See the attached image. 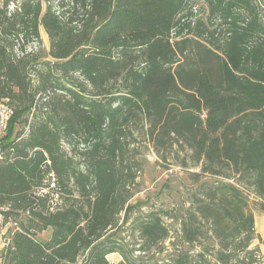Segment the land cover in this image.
Returning a JSON list of instances; mask_svg holds the SVG:
<instances>
[{"label":"trees","instance_id":"16d2710c","mask_svg":"<svg viewBox=\"0 0 264 264\" xmlns=\"http://www.w3.org/2000/svg\"><path fill=\"white\" fill-rule=\"evenodd\" d=\"M41 28L52 61L28 50L40 48ZM42 96L49 111L34 112L26 137L14 134ZM3 100L14 112L2 138L0 208L16 227L3 237L0 264L80 256L81 264H264L249 250L264 239L246 193L264 214V0H0ZM136 121L157 153L189 150L195 178L217 181L178 229L152 212L132 220L138 247L128 249L109 232L129 208L135 177L124 141ZM49 173L62 201L54 211L35 195ZM112 254L121 259L110 263Z\"/></svg>","mask_w":264,"mask_h":264},{"label":"rangeland","instance_id":"374dc122","mask_svg":"<svg viewBox=\"0 0 264 264\" xmlns=\"http://www.w3.org/2000/svg\"><path fill=\"white\" fill-rule=\"evenodd\" d=\"M196 18H201L206 15L205 7L201 1L197 2V12ZM40 36L42 39V44L40 48L37 44L32 45L28 50L34 53H40L43 55L42 61L49 60L46 53L49 49L48 38L43 31L40 29ZM47 57V58H44ZM78 77V76H75ZM32 86L35 87L37 84L36 78L31 76ZM43 97V96H42ZM36 97L35 106L30 115H28L26 124L19 123L15 126V133H22L23 137H26L29 132V126L32 123V115L35 113H46L49 111L47 105H42L48 100L47 97ZM50 97H54L50 94ZM49 101V100H48ZM13 106L15 104L13 103ZM36 110V111H35ZM127 138L124 141L126 150V162L128 167L131 169V173L134 174V180L127 184V192L131 195L128 201L127 214H120V220L117 228L110 231V235H114L115 239L121 241L122 244L126 245L128 249H136V238H134V233L132 232L131 222L137 217L150 212L157 213L162 217L164 223L170 228H179V218L183 212L192 206V202L195 197H200L199 191L205 187L214 184L217 179L211 176H198L195 178L194 174H199L200 167H195L189 160L190 151L182 150L174 144L171 149L165 153H157L153 147L152 143L147 139L146 135V124L144 122H130L126 128ZM73 148L72 145H67L62 143V149L69 153ZM75 150L78 151L79 148L75 146ZM77 163L80 160L76 157ZM82 167L80 166V169ZM249 200V209L253 215L254 219V229L260 238L264 239V214L260 210V200L250 192L246 191ZM172 210V211H170ZM165 211H170L169 219L165 217ZM128 215V220L125 217ZM8 230V229H7ZM2 233V244L5 245L3 237L7 236L5 230L0 231ZM262 232V234H260ZM51 231H47L39 234L37 239L39 241H46L50 238ZM136 237V236H135ZM203 244H209L208 242H203ZM210 245V244H209ZM4 247V246H3ZM2 247V248H3ZM165 249L168 248V242L162 244ZM172 248V247H170ZM169 248V249H170ZM197 251L199 248H196ZM249 250H253L257 255L256 259L264 256V246L260 244L258 240H254L249 247ZM1 253V250H0ZM138 253H133L137 255ZM154 258L157 260L162 259L166 252L163 254H156ZM110 263H116L121 258L118 254H112L107 257ZM83 256H80L77 260V264H81Z\"/></svg>","mask_w":264,"mask_h":264},{"label":"built area","instance_id":"2783aa9c","mask_svg":"<svg viewBox=\"0 0 264 264\" xmlns=\"http://www.w3.org/2000/svg\"><path fill=\"white\" fill-rule=\"evenodd\" d=\"M13 108L9 105L7 100L0 101V161L4 158V150L2 147V138L7 132L9 122L13 117ZM49 163V162H47ZM45 187H41L36 190L35 195L37 197H49L48 205L49 210L54 211L56 208L60 207L62 201L59 194L55 191V177L53 173H49L44 181ZM8 209L0 208V231L16 227V224L12 221L4 223L2 213Z\"/></svg>","mask_w":264,"mask_h":264},{"label":"crops","instance_id":"0c3cea01","mask_svg":"<svg viewBox=\"0 0 264 264\" xmlns=\"http://www.w3.org/2000/svg\"><path fill=\"white\" fill-rule=\"evenodd\" d=\"M262 234V232L260 233ZM2 233L0 232V250L2 249V247L4 246V244H2ZM118 262V261H117Z\"/></svg>","mask_w":264,"mask_h":264}]
</instances>
